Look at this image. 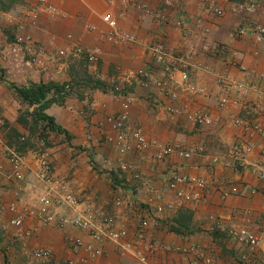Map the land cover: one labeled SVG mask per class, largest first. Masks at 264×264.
<instances>
[{
    "label": "crops",
    "instance_id": "crops-1",
    "mask_svg": "<svg viewBox=\"0 0 264 264\" xmlns=\"http://www.w3.org/2000/svg\"><path fill=\"white\" fill-rule=\"evenodd\" d=\"M248 1L256 3L250 16L245 12ZM136 3L146 4L155 12L165 11L169 19L158 21L153 14L141 15ZM209 4L221 8L223 14L212 13ZM48 6L57 12H51ZM32 8L37 11L35 23L26 31L34 45L31 49L18 47L14 43L16 24L25 20ZM105 14L136 40L117 44L99 39V32L108 29L102 20ZM179 19L184 21L182 26L175 24ZM251 19L264 26V0H18L8 10H0V140L4 144L11 140V127L28 135L16 119L19 111L33 109L21 101L12 84L78 81L87 73L106 87H81L82 98L72 94L62 105L52 104L45 110L68 136L50 131L49 145L36 149L40 140L33 138L34 147L21 152V173L29 186L14 178L13 165L0 142V202L8 205L18 201L19 206L36 203L46 188L38 177L36 161L37 154L43 152L52 160L53 175L60 186L90 201L103 214L116 215L117 225L128 231V241L139 219L149 220L150 237L165 248L157 249L147 264H202L205 259L214 264H264V180L251 170L253 165L264 167V119L260 115L264 112V37L256 39ZM238 26L243 27L240 35L234 33ZM159 41L168 51L162 63L154 61L150 49ZM75 43L96 50L97 61L69 55ZM59 49H64L67 57L59 56ZM37 50L41 53L36 54ZM141 70H149L147 86L139 77ZM182 70L202 92L185 91ZM218 75L223 77L221 84ZM155 81L165 82L179 97L170 99ZM114 85L120 87L122 98L112 91ZM237 85L244 90L239 91ZM224 95L230 99L227 105L219 103ZM124 99L129 101L126 135L119 140L109 118L120 110ZM185 105L206 110L210 121L192 124ZM169 106L176 112H168ZM236 118L260 119L263 133L246 135L233 124ZM136 127L150 142L143 151L127 138ZM118 141L127 147L120 159L139 178L118 168ZM170 145H181L192 154L184 157L173 152L155 159L158 147ZM174 171L210 181L229 179L238 183L241 192L222 198L219 190L212 189L204 202L181 203L166 189V179ZM118 183L122 202L115 206ZM250 187H256L257 192L250 193ZM168 202L174 203L171 209L165 208ZM159 206L164 207L161 212L156 211ZM244 210L248 211V225L259 237V246L254 256L240 262L237 254L243 248L230 232L242 224ZM184 211L191 215L186 223L188 230L171 231L169 223ZM11 216L7 209L0 212L3 222ZM36 224L35 217L29 216L20 228L0 229V264H63L72 255L65 235L90 240L84 229L71 224L65 228L40 226L22 237L21 233ZM178 245H194L198 250L183 254L169 249ZM39 247L50 248L52 257L34 259L31 253ZM87 264L141 263L131 255H119L112 244L106 243L103 254Z\"/></svg>",
    "mask_w": 264,
    "mask_h": 264
},
{
    "label": "built area",
    "instance_id": "built-area-1",
    "mask_svg": "<svg viewBox=\"0 0 264 264\" xmlns=\"http://www.w3.org/2000/svg\"><path fill=\"white\" fill-rule=\"evenodd\" d=\"M47 0H39L40 3H45ZM141 15L153 14L158 21L168 20L167 13L165 11L155 12L146 4L136 3ZM51 12H57L55 7L48 6ZM207 8L215 15H222L223 10L216 7L214 4H209ZM256 3L254 1H248L245 6V12L247 15H252L255 12ZM37 11L35 8L29 9V13L25 20H22L16 24L17 32L14 35V43L18 47H27L31 49L34 45L32 36L27 32L28 26H34ZM102 20L107 24L108 29L106 31L99 32L98 38L104 41L112 43H127L136 40V37L125 30L120 29L117 26L116 20L109 14L102 16ZM177 26H182L184 21L182 19L176 20ZM250 25L254 31L256 39L260 40L264 37V26L251 19ZM89 30H94V27H89ZM243 32V27L238 26L234 29L236 35H240ZM1 33V29H0ZM69 37V36H68ZM153 52L154 61L162 63L165 57L168 55L165 44L161 41L156 42L150 46ZM41 53V50H37L36 54ZM57 54L62 57H67V52L64 49H59ZM69 55L71 56H84L88 62H96L98 55L96 50H88L78 43L71 46ZM149 75V70H141L139 77L144 86L148 85L146 81ZM180 78L184 86L185 91L189 93H200L202 89L193 81H190L188 74L185 70L181 71ZM218 83H223V77L218 75ZM156 86L165 90V93L170 99H177L179 94L176 90L167 87L165 82L155 81ZM239 91H243L244 87L240 85L236 86ZM112 91L119 96H122L120 87L114 85ZM230 99L227 95L220 98L221 105H227ZM129 108L128 99H124L120 105V110L111 116L109 119L112 123V128L118 132L119 140L123 138L125 134L124 129L125 121L127 118V110ZM186 116L188 120L194 125H203L210 121V115L203 109H190L186 105ZM168 112L174 113L176 109L173 106L167 107ZM261 117L264 119V112ZM235 126L241 128L246 135H252L254 133H263L261 120L256 118L252 121H248L242 118H236L233 121ZM130 139L135 148L139 151L145 150L150 142L147 139L145 133L140 127L131 129L127 136ZM2 146L5 149L6 159L13 165V176L20 183H24L29 186L30 183L21 173L23 166V158L21 152H18L14 147L4 144L0 140ZM127 147L118 141L116 150L119 153L118 168L121 170H129L132 172L133 178H139V175L135 173L130 166H128L123 160L120 159V155L125 153ZM173 152H179L184 157H190L192 151L183 148L181 145H170L165 147H158L155 150V159H163ZM261 154L264 155V144L261 149ZM38 164V177L45 184V191L38 196L35 204L21 205L18 201L12 202L8 205H3L0 202V212L5 209L12 213V216L6 222L0 219V229H6L8 227L20 228L23 226L25 219L29 216L35 217L37 224L31 228L27 233H21L22 237L30 235L36 231L40 226H46L55 224L60 228H65L71 224L81 229H84L90 237L89 241H84L80 237L71 235H65L64 240L68 249H70L72 255L64 259L63 264H87L88 261L96 259L104 252V246L106 243H110L116 249L119 255H131L141 264H147L151 255L159 248H165V246L153 240L148 233L149 220L147 218H141L136 223L131 239L128 241V231L125 228H120L117 225V217L114 214H103L99 209L94 207L92 203L69 189H66L55 180L53 171L54 166L49 156L43 152L37 154ZM3 166L0 164V172ZM251 170L254 171L259 179L264 180V167L259 165L251 166ZM226 186V187H225ZM246 187V186H245ZM118 193L113 197V203L115 206H120V183H118L116 189ZM166 189L171 192L175 199L181 203H201L208 199L212 189L219 190L220 196L226 198L230 194H239L241 191L238 188V183L231 182L229 179H218L210 181L203 176L187 175L179 172H172L166 179ZM250 193L257 192L256 187L248 188ZM174 206L173 202L165 204V208L171 209ZM164 207L159 206L156 211L161 212ZM67 211H71L68 214ZM248 211H242V224L232 229L230 232L231 238H233L243 249L237 254V259L240 262L248 261L252 256L257 253L259 246V237L248 225ZM178 253H191L196 252L198 249L194 245L187 246H174L169 248ZM80 253H83L80 255ZM34 259L49 260L52 257V250L47 247H39L31 253ZM202 264H214L211 259H205Z\"/></svg>",
    "mask_w": 264,
    "mask_h": 264
},
{
    "label": "trees",
    "instance_id": "trees-1",
    "mask_svg": "<svg viewBox=\"0 0 264 264\" xmlns=\"http://www.w3.org/2000/svg\"><path fill=\"white\" fill-rule=\"evenodd\" d=\"M18 0H0V10H8L11 4ZM13 90L22 102L29 107H33L31 111L28 109L19 111L17 122L28 130V135L24 136L15 128L11 127L8 136L10 141L8 146L14 147L18 152L34 147L33 138H37L44 142V145H49L48 134L50 131L63 133L66 137L67 132L55 123L54 117L46 113V109L52 104L62 105L67 97L75 94L82 98L79 91L81 87H89L91 89L99 88L106 89L103 82L88 75L76 81L70 80L63 83L57 82H40L32 83L25 86L11 85ZM191 215L188 211L182 212L177 217H174L169 223L168 228L173 232H181L188 230L186 223L190 220Z\"/></svg>",
    "mask_w": 264,
    "mask_h": 264
},
{
    "label": "rangeland",
    "instance_id": "rangeland-1",
    "mask_svg": "<svg viewBox=\"0 0 264 264\" xmlns=\"http://www.w3.org/2000/svg\"><path fill=\"white\" fill-rule=\"evenodd\" d=\"M36 138V137H35ZM37 139V138H36ZM40 142V144H39V146H37L36 147V149H38L39 147H43V146H46V145H44V142L43 141H39ZM41 142H42V144H41ZM36 146V145H35ZM63 263H64V260H63Z\"/></svg>",
    "mask_w": 264,
    "mask_h": 264
}]
</instances>
